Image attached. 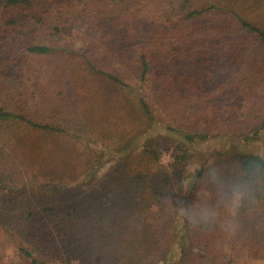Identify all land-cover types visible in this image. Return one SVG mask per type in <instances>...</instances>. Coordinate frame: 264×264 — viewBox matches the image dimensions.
I'll use <instances>...</instances> for the list:
<instances>
[{
  "label": "trees",
  "instance_id": "obj_1",
  "mask_svg": "<svg viewBox=\"0 0 264 264\" xmlns=\"http://www.w3.org/2000/svg\"><path fill=\"white\" fill-rule=\"evenodd\" d=\"M74 18L84 31L79 41ZM75 56L167 133L135 148L119 137L73 172L38 155L26 162L10 139L30 144L34 135H59L87 151L108 139L52 113L54 70L55 82L64 76L71 103L78 102L70 78ZM37 60H56L58 68L42 69ZM263 128L264 0H0V229L27 264H153L163 255L147 216L173 208L171 173L190 156L168 133L190 143L215 135L255 142ZM164 144L175 153L168 165L161 163ZM232 159L218 152L197 171L193 188L214 196L230 184L244 191L232 229L259 256L264 157L236 152ZM213 198L184 197L187 209L173 227L177 252L161 257L163 264H236L214 245L225 228ZM134 215L139 225L128 222Z\"/></svg>",
  "mask_w": 264,
  "mask_h": 264
},
{
  "label": "rangeland",
  "instance_id": "obj_2",
  "mask_svg": "<svg viewBox=\"0 0 264 264\" xmlns=\"http://www.w3.org/2000/svg\"><path fill=\"white\" fill-rule=\"evenodd\" d=\"M74 22L76 27L73 40L79 41L84 33L83 27L76 18ZM99 35L100 31L94 37L98 38ZM57 62L56 60H41L38 64H43L42 69L48 67L49 70H53L55 67L58 68ZM70 69V78L78 102L71 103L72 88L68 86L64 76L55 82L56 70L52 71L50 77L54 84L50 98L53 103L50 102L49 105H52V113H58V116L54 118L61 120L65 125L67 121L75 118L82 121L93 132V138L108 136V139L105 138L93 144L94 148L90 151L79 150L59 135H34L30 138V144L27 143L28 141L22 143L21 140L10 139L12 147L16 148L20 156L29 164L32 158L38 155V158L49 161L53 168L62 167L73 172L82 167L86 159L101 155L103 150L113 145L119 137H124L125 142L133 139L132 147L135 148L140 147L150 136L167 133L164 126L149 120L142 114L130 95L107 78L89 72L77 56L72 58ZM168 135L172 142L181 141L187 145L190 155L189 159L182 163L181 170H173L171 173L172 186L175 189L173 193L182 196L183 200L184 197L190 198L194 194L204 199L214 197L212 199L214 217L225 228V234L214 240V245L223 253L222 259L232 260L236 264H264V249H260L259 256L252 254L242 245L241 238L235 235L232 229L234 221L244 212L242 204L244 191L230 184L214 196L209 190L193 188V180L197 171L202 167H209L218 152L227 153L229 159H232L236 152L258 153L264 157V128L255 142H246L240 137L215 135L190 143L179 134L168 133ZM108 150L109 148H106V151ZM173 153L174 148L164 144L161 163L165 165L171 163L175 159ZM115 161L116 158H113L103 169H107ZM232 161L236 165V161L233 159ZM234 170L235 168H232V171ZM183 200L177 204L171 199L172 206L169 204L168 206L173 208L170 211L165 210L164 206L157 207L147 216L152 225L154 239H157L160 244L158 255L161 253L169 259L173 258L172 256L177 252V248L173 245V242L177 241L173 227L179 226L182 215L187 209ZM128 222L139 225L140 218L134 215ZM161 257L153 260V264H163ZM0 264H27L11 238L2 229H0Z\"/></svg>",
  "mask_w": 264,
  "mask_h": 264
},
{
  "label": "clouds",
  "instance_id": "obj_3",
  "mask_svg": "<svg viewBox=\"0 0 264 264\" xmlns=\"http://www.w3.org/2000/svg\"><path fill=\"white\" fill-rule=\"evenodd\" d=\"M171 199L174 203L179 204L183 200V197L178 194H173Z\"/></svg>",
  "mask_w": 264,
  "mask_h": 264
}]
</instances>
